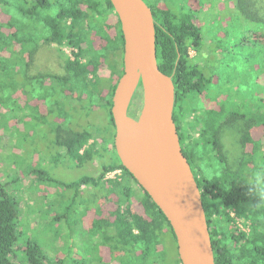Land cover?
<instances>
[{
  "label": "trees",
  "instance_id": "trees-1",
  "mask_svg": "<svg viewBox=\"0 0 264 264\" xmlns=\"http://www.w3.org/2000/svg\"><path fill=\"white\" fill-rule=\"evenodd\" d=\"M213 1L150 0L146 5L153 16L158 68L174 85L172 119L201 193L214 264H264V202L258 196L264 186V169L254 160L255 151L263 147L253 141L255 121L247 119L242 110L245 101L239 66L249 61L240 50L228 68L221 56L243 48L247 42L241 37H251L253 32L251 43L257 49L249 53L257 56L264 81V13L252 0H226L224 5L230 3L224 12L227 25L215 21L217 33L213 35L209 30ZM5 6L12 7V13ZM229 21L236 23L235 30L231 31ZM233 31L237 35L231 43ZM64 42L71 58L63 62V74H28L40 46ZM123 42L109 0H0V121L6 116L12 120L5 122L2 131L20 126L24 133L34 135L36 126H45L53 138L46 140L48 148L63 149V158L77 167L100 163L96 176L62 185L73 190L74 200L82 185L99 190L101 207L92 213L91 228L101 231L103 240L114 242L115 248L132 252L145 263L180 264L168 221L124 169L114 149L110 108L123 71ZM101 71L108 73L106 79L99 75ZM95 95L107 109L104 124L108 128L97 129L100 141L89 144L93 125L78 130L72 122L83 109L77 102ZM16 112L20 118L15 121L11 114ZM257 123L264 126V117L259 116ZM240 124L241 158L232 165L224 153L223 133ZM115 171L119 178H105ZM229 211L246 224L247 233L235 226ZM61 219L55 215L50 223ZM19 235L17 209L0 189V264H13L10 256ZM170 242L175 252H171ZM24 252L26 264L45 261L35 242H29Z\"/></svg>",
  "mask_w": 264,
  "mask_h": 264
},
{
  "label": "rangeland",
  "instance_id": "rangeland-1",
  "mask_svg": "<svg viewBox=\"0 0 264 264\" xmlns=\"http://www.w3.org/2000/svg\"><path fill=\"white\" fill-rule=\"evenodd\" d=\"M9 1L19 2V0ZM149 1L144 0L146 4ZM195 1L201 4L208 3L210 0ZM252 1L260 13H264V0ZM224 2L226 0H214L211 3L212 24L209 25V30L213 35L217 33L215 21L219 20L225 24L228 20L224 12L225 7L228 8L230 3L224 5ZM4 8L12 13V7ZM200 17L203 19L202 15ZM228 23H231V31L235 30L236 23L230 21ZM238 33H241L240 30ZM237 34L233 31L230 35L231 43L236 41ZM246 35L241 37L247 42L243 48L238 47L232 50L230 55L225 53L221 56L225 59L228 68L234 65L237 51H244L245 58L249 61L239 66L242 72L241 90L245 101L242 110L247 119L255 121L253 141L263 148L255 151L254 160H257L260 167L264 169V126L257 123L259 116L264 117V81L259 75L257 56L250 54L252 49H257L253 48L251 43V37L255 34L252 32L251 37ZM203 51L207 53L205 48ZM190 53L193 55L192 52ZM66 58H71V50L65 42L60 45L44 44L35 53L28 74L30 76L61 75L64 73L63 62ZM99 75L105 79L108 77L106 71H101ZM77 105L79 109H83L77 110V115H74L72 122L74 128H72L79 130L85 125L92 124L93 127L90 129L94 137L89 144L100 141L97 137V129L108 128L104 124L108 120L107 109L97 96L78 101ZM141 106L142 92L138 89L130 104L129 117H139ZM18 112L11 114L15 117V121L20 118ZM86 114L89 117H86ZM70 118V116L67 117V123L70 122ZM7 121L12 120L6 116L0 121L2 126L0 128V189L14 202L20 231L10 256L11 262L26 264L25 247L29 242H35L45 255L43 264H150L126 249L115 248L114 242L103 240L101 231L91 228V216L101 207L102 196L98 189L82 185L77 200H74L73 190L62 187L63 184H69L83 176H96L100 171V163L93 161L77 167L66 157L63 158V149L56 146L48 148V140L53 138L48 134L45 126H36L34 135L30 132L24 133L20 126L3 132V125ZM235 127H228L223 133L224 153L232 165L240 160L242 150L239 140L243 125ZM198 136L194 134L195 138ZM119 175L116 173L112 177L117 179ZM135 188L140 193L138 187L135 186ZM87 209L90 211L86 214ZM228 213L235 218L234 213L231 211ZM55 215H61V221L57 224L50 223V219ZM234 224L240 231L248 232L246 224L237 218ZM170 243L171 252H175L174 245ZM166 263L173 264L170 261Z\"/></svg>",
  "mask_w": 264,
  "mask_h": 264
},
{
  "label": "water",
  "instance_id": "water-1",
  "mask_svg": "<svg viewBox=\"0 0 264 264\" xmlns=\"http://www.w3.org/2000/svg\"><path fill=\"white\" fill-rule=\"evenodd\" d=\"M123 37V71L111 97L113 145L121 165L168 221L180 264H214L201 193L182 153L172 119L174 85L158 68L155 30L143 0H109ZM141 112L151 111L158 123L145 149L135 139L128 111L138 89ZM179 171L183 190L175 185Z\"/></svg>",
  "mask_w": 264,
  "mask_h": 264
},
{
  "label": "bare ground",
  "instance_id": "bare-ground-1",
  "mask_svg": "<svg viewBox=\"0 0 264 264\" xmlns=\"http://www.w3.org/2000/svg\"><path fill=\"white\" fill-rule=\"evenodd\" d=\"M158 123L157 116L151 112H141L140 116L137 118H132L131 126L139 146L143 149L147 147L150 140L153 137L154 127ZM175 185L179 191L183 190V183L181 181V175L177 170L175 173Z\"/></svg>",
  "mask_w": 264,
  "mask_h": 264
},
{
  "label": "clouds",
  "instance_id": "clouds-1",
  "mask_svg": "<svg viewBox=\"0 0 264 264\" xmlns=\"http://www.w3.org/2000/svg\"><path fill=\"white\" fill-rule=\"evenodd\" d=\"M258 196L261 198V201L264 202V186H261L258 190Z\"/></svg>",
  "mask_w": 264,
  "mask_h": 264
},
{
  "label": "built area",
  "instance_id": "built-area-1",
  "mask_svg": "<svg viewBox=\"0 0 264 264\" xmlns=\"http://www.w3.org/2000/svg\"><path fill=\"white\" fill-rule=\"evenodd\" d=\"M116 173H118L119 174V171H115V172H112V173H108L107 175H106V179H113V177H112V175L113 174H116Z\"/></svg>",
  "mask_w": 264,
  "mask_h": 264
},
{
  "label": "flooded vegetation",
  "instance_id": "flooded-vegetation-1",
  "mask_svg": "<svg viewBox=\"0 0 264 264\" xmlns=\"http://www.w3.org/2000/svg\"><path fill=\"white\" fill-rule=\"evenodd\" d=\"M140 89V88H139ZM141 90V89H140ZM129 112V111H128Z\"/></svg>",
  "mask_w": 264,
  "mask_h": 264
}]
</instances>
